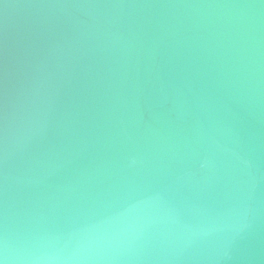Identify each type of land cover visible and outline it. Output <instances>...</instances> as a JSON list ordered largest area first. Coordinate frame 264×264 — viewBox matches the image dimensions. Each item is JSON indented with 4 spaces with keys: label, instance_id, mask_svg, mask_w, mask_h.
Masks as SVG:
<instances>
[{
    "label": "water",
    "instance_id": "obj_1",
    "mask_svg": "<svg viewBox=\"0 0 264 264\" xmlns=\"http://www.w3.org/2000/svg\"><path fill=\"white\" fill-rule=\"evenodd\" d=\"M0 264H264V0L1 8Z\"/></svg>",
    "mask_w": 264,
    "mask_h": 264
}]
</instances>
